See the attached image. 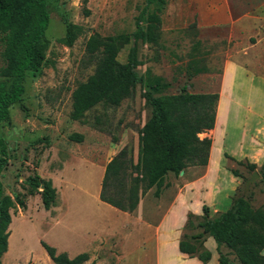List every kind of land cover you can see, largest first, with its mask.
I'll list each match as a JSON object with an SVG mask.
<instances>
[{
  "label": "rangeland",
  "instance_id": "374dc122",
  "mask_svg": "<svg viewBox=\"0 0 264 264\" xmlns=\"http://www.w3.org/2000/svg\"><path fill=\"white\" fill-rule=\"evenodd\" d=\"M47 4L45 61L37 70L27 71L22 98L11 106L0 128L9 151L1 176L4 193L11 197L18 193L25 202L24 208L9 210L11 238L1 264H54L41 240L70 258L87 252L89 258L81 264H198L177 247L183 233L199 231L186 228L188 215H196V223L203 205L209 207L211 217L224 211L235 196L242 195L244 182L253 172L224 152L256 163L258 177L244 196L253 207L264 204V170L260 169L264 160V0H155L149 4V10L161 7V36L157 45L143 46L138 72L146 76L150 70L162 76L171 83L169 93L185 85L190 92L223 96L219 112L217 103L220 127L200 135L212 140L211 162L189 166L180 175L168 173L159 196L151 187L131 213L102 202L98 194L105 164L122 147L131 148L137 160L138 131L150 116L144 88L137 86L119 106H94L84 122L70 117L71 94L95 68V59L86 52L87 38L93 33L118 36L117 59L125 62L146 0H47ZM60 11L82 27L72 46L61 42L65 24ZM194 62L208 71L190 77ZM74 133L82 134L83 140L71 139ZM36 173L56 187V202L49 210L42 206L39 193L28 192L25 179ZM205 238L204 245L212 251L208 264H217L216 244L211 237ZM221 251L228 264H240L227 247Z\"/></svg>",
  "mask_w": 264,
  "mask_h": 264
},
{
  "label": "trees",
  "instance_id": "16d2710c",
  "mask_svg": "<svg viewBox=\"0 0 264 264\" xmlns=\"http://www.w3.org/2000/svg\"><path fill=\"white\" fill-rule=\"evenodd\" d=\"M154 1L146 0L136 18L125 62L117 59L121 49L118 36L93 33L87 38L86 52L95 59V68L71 94L70 117L84 122L87 111L94 106H119L134 94L137 86L144 88L142 96L150 107V116L138 131L137 160H134L131 148L122 147L105 164L98 194L102 202L127 213L136 209L140 196L151 187H156L154 194L159 196L168 173L180 175V171L184 172L189 166L208 164L212 140L199 135L213 129L217 117V92H190L184 85L178 92L169 93L171 83L162 76L150 70L146 76L138 72L143 46L157 45L161 36V7L149 10V4ZM84 13L88 15L89 11L84 9ZM59 14L65 24L61 42L72 46L82 33V27L70 21L64 11ZM49 18L47 0H0V77L3 78L0 80V128L9 118L11 106L22 98L27 71L37 70L45 61V30ZM207 71V67L194 62L188 75ZM71 139L81 142L83 135L74 133ZM224 156L244 164L249 170L256 168L254 162H244L227 152ZM8 157L7 141L0 134V264L11 238L9 210L25 207L18 193L13 197L4 193L1 176ZM260 169L264 170V160ZM231 172L239 176L236 169ZM25 182L30 195L40 194L44 209L49 210L55 204L57 190L50 179H43L36 173L28 176ZM40 185L44 186L41 190ZM202 210L203 215L196 223L193 220L196 215H188L186 228H198L199 231L183 233L177 243L180 252L207 264L211 251L204 242L205 237H211L219 255L217 264L229 263L221 251L222 246L227 247L240 264H264V204L253 207L244 195L239 194L227 209L214 217L210 216L208 206L203 205ZM40 244L54 264H81L89 258L87 252L70 258L66 252H57L43 240Z\"/></svg>",
  "mask_w": 264,
  "mask_h": 264
},
{
  "label": "crops",
  "instance_id": "0c3cea01",
  "mask_svg": "<svg viewBox=\"0 0 264 264\" xmlns=\"http://www.w3.org/2000/svg\"><path fill=\"white\" fill-rule=\"evenodd\" d=\"M237 69V68H236ZM222 96H223V94H221V97L219 98L220 99V101H221V98H222ZM220 101L218 100V102H219V109H218V112L220 111V109H221V105H220ZM216 114H217V111H216ZM217 118H218V116L216 117V124H215V127L213 128V129H210L209 131H211V132H215V128H217V126H218V128L220 127V122L217 120ZM200 136V135H199ZM212 147V146H211ZM208 162H211V149H210V155H209V161ZM13 219V218H12ZM12 219H11V222H12ZM10 222V223H11ZM11 225L12 224H9V227H8V230L10 229L11 230ZM10 230H9V235H10ZM8 238H9V236H8ZM9 241V240H8ZM178 247V246H177ZM9 249V245H8V248H7V250ZM211 251V250H210ZM180 252V251H179ZM182 253V252H181ZM181 255H185V256H187V254H185V253H182ZM49 257V256H48ZM211 257H212V251H211ZM188 259L189 260H191V261H195V259H197V258H189L188 257ZM51 260V259H50ZM198 260V259H197ZM196 263H198V264H200L201 262L198 260V262H196ZM3 264V263H2ZM208 264V263H207Z\"/></svg>",
  "mask_w": 264,
  "mask_h": 264
},
{
  "label": "water",
  "instance_id": "95a60500",
  "mask_svg": "<svg viewBox=\"0 0 264 264\" xmlns=\"http://www.w3.org/2000/svg\"><path fill=\"white\" fill-rule=\"evenodd\" d=\"M182 173H183V171L181 170V171H180V174H182ZM257 177H258V173H257V171H256V170H253L251 176H250L249 178H247V179L245 180V182H244V188H243L242 195H244V194L247 192L250 183H251L252 181H254ZM43 187H44L43 185H40V189H43Z\"/></svg>",
  "mask_w": 264,
  "mask_h": 264
}]
</instances>
